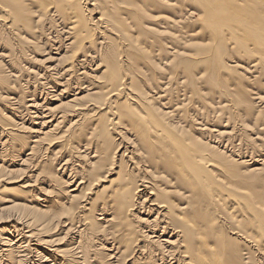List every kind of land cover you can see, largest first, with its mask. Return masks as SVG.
Here are the masks:
<instances>
[{
	"label": "bare ground",
	"instance_id": "6f19581e",
	"mask_svg": "<svg viewBox=\"0 0 264 264\" xmlns=\"http://www.w3.org/2000/svg\"><path fill=\"white\" fill-rule=\"evenodd\" d=\"M0 264H264V0H0Z\"/></svg>",
	"mask_w": 264,
	"mask_h": 264
},
{
	"label": "rangeland",
	"instance_id": "374dc122",
	"mask_svg": "<svg viewBox=\"0 0 264 264\" xmlns=\"http://www.w3.org/2000/svg\"><path fill=\"white\" fill-rule=\"evenodd\" d=\"M33 81V80H32ZM35 84V82H32V85H34ZM25 86L26 87V90H29V88H32V87H34V90H35V92H36V94H37V96L39 97V98H41V97H43L42 95L44 94L42 91L44 90V88H42L43 87V85H40L39 86V84L37 85V84H35V86ZM43 93V94H42ZM18 121V120H17ZM18 122H20V121H18ZM26 126H28V125H26ZM41 154V155H40ZM40 154H38V155H36L35 157H37V159H40L41 161H45V154L44 153H40ZM43 156V158H41ZM34 157V158H35ZM57 159V158H56ZM16 161V163H17V160H15ZM34 160L32 159V161L30 162V163H34L33 162ZM55 161H57V160H55ZM60 161V159L57 161V162H59ZM61 163H63V161H61L60 162V164ZM29 164V163H28ZM28 166H30V170H32V168L31 167H33V165L32 164H29ZM30 170H26L25 171V173H23V174H21V175H18V176H13L14 177V179H13V184H15L16 183V181L15 180H17V178H18V182H19V180L20 181H27L28 179H27V176L29 175L28 173H27V171L29 172ZM28 174V175H27ZM68 175H69V173H68V171H66V174L64 175V179H66L67 180V178H68ZM24 176V177H23ZM67 177V178H66ZM21 178V179H20ZM33 179V178H32ZM39 179V178H38ZM14 181H15V183H14ZM37 180H34V182H33V180H32V182H29L28 183V185H31V186H29L28 188L29 189H31L32 191L34 190H36L37 188H39V181H37ZM79 181V180H78ZM78 181H77V183H78ZM17 182V183H18ZM6 183V182H5ZM15 184L16 186H18V185H20V183H18V184ZM2 184H4V182L2 183ZM34 185V186H33ZM38 193V192H37ZM41 198H43V197H41ZM12 213V212H11ZM14 213V212H13ZM16 214H18L17 212H15ZM5 217V216H4ZM12 218H14V217H12ZM11 219V218H10ZM62 237V236H61Z\"/></svg>",
	"mask_w": 264,
	"mask_h": 264
}]
</instances>
